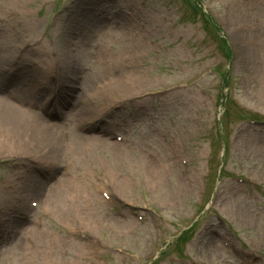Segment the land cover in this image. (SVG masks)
Wrapping results in <instances>:
<instances>
[{"label": "rangeland", "instance_id": "1", "mask_svg": "<svg viewBox=\"0 0 264 264\" xmlns=\"http://www.w3.org/2000/svg\"><path fill=\"white\" fill-rule=\"evenodd\" d=\"M198 1L219 34L188 0H0L5 74H58L75 45V96L107 125L56 120L48 97L33 111L10 85L61 147L0 148V264H25L19 244L30 264H264V0ZM110 82L126 96H105ZM30 180L45 195L69 182L65 217H25Z\"/></svg>", "mask_w": 264, "mask_h": 264}, {"label": "bare ground", "instance_id": "2", "mask_svg": "<svg viewBox=\"0 0 264 264\" xmlns=\"http://www.w3.org/2000/svg\"><path fill=\"white\" fill-rule=\"evenodd\" d=\"M87 12L88 11H85L83 14H88ZM121 34L123 36L126 35L123 32ZM6 43L7 41L2 40L0 36V66H2V71H0V148L3 147V145L7 141H9L10 144L14 146V148L26 147L30 149L32 147V149H38L39 147H45V150H51L48 149V147H51L54 150L55 154H60L58 152L61 147L59 139L60 137H58L57 134L54 132L56 126L47 125L46 122L39 115L32 117V120L27 118L25 113H30V111L22 109V100L18 99L16 93L13 92V90H11L10 88V85L14 82L16 87L20 86L22 88L21 92H25L22 94L28 95L34 100V106H39V104L43 105V102L40 101L41 99L45 100L48 94V87L43 86L41 84L43 83L47 85L48 83L46 79H42L41 77L39 81V78L36 77L35 73H31L30 75L23 76L21 78H16V75H14L15 78H11L10 76L8 77L7 74H5L4 72V65L9 64V61L6 60L5 54ZM121 44L125 46V52L126 50L130 51V53L132 51L133 53L136 51V48L134 46L133 48L129 46L126 40H122ZM80 55L81 52L76 51L75 45L66 44V51L62 52V60L60 64L63 67L61 72L64 73L65 81L67 83H65V89L62 90V92L60 93L59 99L56 102L54 100V102L50 105L46 104V106H49L47 110L50 113L54 114L53 118L56 120L57 117L58 120H60L61 117H64V119H71L72 123L76 124L78 127L79 125L84 128L89 126V128H99L102 131V129L104 130L107 126L102 124V121L104 122V118H101L100 120L96 119L100 116H95L96 110L88 109L87 107H85V104L82 103V100L80 101L82 95H80V98H77L75 96V86L79 80V77H77L79 71L76 68L75 59ZM93 56L91 55V57ZM101 58L102 60H106V53L101 54ZM94 59L96 60L97 58L94 57ZM11 73L13 74L12 71ZM88 85L92 87L93 81L88 80ZM104 90L105 96L108 92L112 93L116 90V93L113 92V96L114 98L118 99L124 98L126 96V94L124 93L127 91V89L124 88L123 83L113 84L111 82L108 84L106 83ZM26 92H28V94ZM93 92H98V90L94 89ZM113 96L109 98H112ZM74 99H76L75 107L72 108V103H74ZM70 100H72V102H70ZM106 101L107 99L104 100V102ZM106 105L107 103L105 104V106ZM66 111L69 112L70 117L65 116ZM75 119L78 121L79 124ZM168 166L169 168H174L172 163L168 164ZM52 170L53 169L49 168V170L46 171H48L49 174L55 173L57 171ZM57 183L58 185L55 191L51 192L48 195H45L43 194L42 187L36 186L34 183H32V180H30L28 181V184L25 187V193L29 197L35 198L38 201L39 207L41 209H46L48 212L52 213L53 211H55L65 217V212L70 207V193L72 192V188L69 186L70 184L68 181L66 183L58 180ZM114 189L115 187L113 188V190ZM17 213L19 215L20 211L18 210ZM16 218L18 219V221L16 222V226H18L17 228H20L22 225L25 224L24 220H20L19 216ZM2 240L4 239L2 238L1 241ZM18 250L21 251L22 254H24L22 255L24 257V263L30 264L31 260L26 257V254L30 253L28 250H26V245L19 244Z\"/></svg>", "mask_w": 264, "mask_h": 264}]
</instances>
